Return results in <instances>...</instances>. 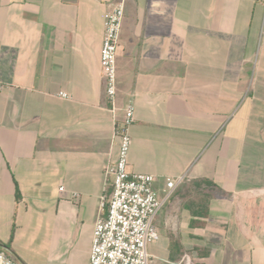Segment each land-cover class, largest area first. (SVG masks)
I'll return each mask as SVG.
<instances>
[{
	"label": "crops",
	"instance_id": "obj_1",
	"mask_svg": "<svg viewBox=\"0 0 264 264\" xmlns=\"http://www.w3.org/2000/svg\"><path fill=\"white\" fill-rule=\"evenodd\" d=\"M120 2L0 0V244L18 264H89L118 156L100 52ZM116 76L128 171L161 198L182 179L152 264H264V5L125 0Z\"/></svg>",
	"mask_w": 264,
	"mask_h": 264
},
{
	"label": "built area",
	"instance_id": "obj_2",
	"mask_svg": "<svg viewBox=\"0 0 264 264\" xmlns=\"http://www.w3.org/2000/svg\"><path fill=\"white\" fill-rule=\"evenodd\" d=\"M264 5V0H259ZM125 0L115 5L107 14L103 44L100 52V70L105 83V95L115 126L114 138L118 140V156L104 169L105 185H111L109 197L101 196L94 223L89 264H152L149 247L159 240L155 219L182 179L168 178L166 192L159 197L154 189L155 177L128 171L129 152L132 145L130 128L135 122L134 103L130 99L123 108L122 121L117 120L116 58L120 47ZM62 99H70L59 93ZM60 190H63L61 188ZM78 198V195H73ZM0 264H18L0 249ZM176 264H198L184 254Z\"/></svg>",
	"mask_w": 264,
	"mask_h": 264
},
{
	"label": "rangeland",
	"instance_id": "obj_3",
	"mask_svg": "<svg viewBox=\"0 0 264 264\" xmlns=\"http://www.w3.org/2000/svg\"><path fill=\"white\" fill-rule=\"evenodd\" d=\"M167 208H168V205H166V206L164 205L163 208H162L163 209V212H165ZM187 254L192 258V253L191 252H187ZM179 261H180V258L178 260H176V259L169 260V262L175 263V264L178 263Z\"/></svg>",
	"mask_w": 264,
	"mask_h": 264
},
{
	"label": "water",
	"instance_id": "obj_4",
	"mask_svg": "<svg viewBox=\"0 0 264 264\" xmlns=\"http://www.w3.org/2000/svg\"><path fill=\"white\" fill-rule=\"evenodd\" d=\"M0 248H1L2 250H4V251H6V252H8V253L11 254V252L9 251V249H8L5 245L0 244ZM11 255H12V254H11Z\"/></svg>",
	"mask_w": 264,
	"mask_h": 264
},
{
	"label": "trees",
	"instance_id": "obj_5",
	"mask_svg": "<svg viewBox=\"0 0 264 264\" xmlns=\"http://www.w3.org/2000/svg\"><path fill=\"white\" fill-rule=\"evenodd\" d=\"M196 262V261H195Z\"/></svg>",
	"mask_w": 264,
	"mask_h": 264
}]
</instances>
